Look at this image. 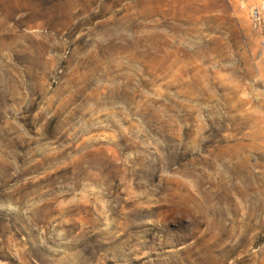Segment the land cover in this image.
<instances>
[{
	"label": "rangeland",
	"instance_id": "374dc122",
	"mask_svg": "<svg viewBox=\"0 0 264 264\" xmlns=\"http://www.w3.org/2000/svg\"><path fill=\"white\" fill-rule=\"evenodd\" d=\"M0 264H264V0H0Z\"/></svg>",
	"mask_w": 264,
	"mask_h": 264
}]
</instances>
